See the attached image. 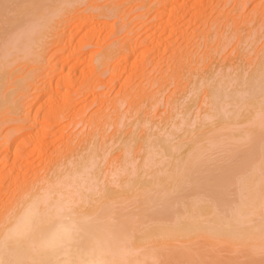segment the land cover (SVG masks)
Listing matches in <instances>:
<instances>
[{
	"label": "rangeland",
	"instance_id": "1",
	"mask_svg": "<svg viewBox=\"0 0 264 264\" xmlns=\"http://www.w3.org/2000/svg\"><path fill=\"white\" fill-rule=\"evenodd\" d=\"M41 1H43V0H39L38 4H41L42 3ZM44 1L45 2H43L42 4H45V5L41 4L42 5L41 8H43L46 5L48 6L49 4H50L49 6H52L51 4H55L54 1L52 3V0H49L48 2H46V0H44ZM60 1H63V3H65V5H66V2H69L70 0H60ZM36 2H37V0H36ZM56 2H58V4H59V0H57ZM17 3L19 4V6H17V7H21L25 4L22 0L20 2H17ZM81 3L82 4L79 3V4L75 5V9L76 10L78 9L76 12L74 10L73 13H75V14H72L69 12V13H66L68 15L67 16L64 13V15L59 17V18H56V19L53 18V19L49 20V22L53 21V24L51 23V25L53 27V30H51L52 34L49 35L50 37L47 38V36H46V38H44L45 41L46 40L47 41L45 42L46 45L44 44L42 47H44V48L46 47V48L44 50L41 48L37 49V53L39 52L38 54L39 55L41 54L40 57L43 56V59L41 58L42 60L36 62L39 64H36V63L35 64L30 63L29 65L25 64L24 66H22V69H21V67H19L21 71L17 72L15 74L16 76H13V78H10L11 80L8 82L9 83L8 86H9V88H11L14 84L11 85L10 82H13L14 80H18V79L22 78L23 75L25 76L27 74L31 78V80L28 81L25 85H23L24 87L21 90H19L13 96V100L16 102V109L18 110V108H19L21 110L20 111L21 113L17 116V118L16 117L14 118L13 114L11 116L10 115L11 113H9V115H8V113L7 114L2 113L0 115V145L3 142V140H5L6 136H11L12 139L22 138L23 141L25 139V140H30V142H31L36 137V134L38 135V133H37L38 127L37 126H34L33 128L31 127V128H29L25 131H22V132H18L15 128L17 125H19V124H17L18 120H20L24 115L28 114L27 116H29L31 113L30 116L31 117L34 116V114L37 110V107L39 106L40 102L42 101L41 100L39 102V100H36V101H34L35 103L33 104V102H32L33 98L31 100V96L34 93V90H32L33 87H38L37 89L41 92L42 90H44L43 86L45 85V87H47L46 91L48 90L47 93L50 92V96L47 97V95H49V94H47L45 91V95H44L45 99L42 98V99L46 100V102H47V105L44 109L45 113L47 112L46 111L47 106H49V105L55 106L58 104V106H60V102H59L60 97H61L60 101L63 102V100H65L66 97L69 96V98L71 100V101L70 100L69 101L72 105V106L71 105L67 106L69 109L67 108L68 109V110L66 109L67 111L66 110L62 111L63 113L61 111H59L60 112V114H58L59 117L56 116V119L51 118L52 120H50V121L47 120L46 122H43L44 124H48V126L49 125L51 126V128L49 129L50 132H48L49 134H47L48 136L46 135L44 137V139H45L44 141L47 143L43 144L44 147H42V150H41L42 154L40 152H39L40 153L39 154L37 151H34L36 153L31 152V154L33 153L32 155H30L31 157L26 156V157H24L25 160L23 159V161H21V164L24 162L22 165L28 164L26 161H29L30 163L28 164L29 167L27 169H24L23 166L20 165V167H22V170H21L22 174L21 175H23L24 177L21 176L23 178H21V177L19 178L17 186H19L23 181H26L28 178H29L28 180H30V179L32 180L33 178L39 179L40 177H42L44 174H46L45 172L48 171V169L51 167V165L53 163H55L58 160L64 159V157L66 155H68V153H69L68 150L72 151V153H73V150H75V152L82 150V153H83V151H85L84 153H86V152H88L90 145L91 146L93 145L92 148L93 147L95 148L94 149L95 154H96V156H98V159L100 158V155L102 154L101 151L103 152V154H102L103 156L106 155L103 158V160H102L103 156L100 159V161H102L103 163L98 160V163L100 162L101 165L104 164L102 166V167H105V168H103V171L105 169H106L105 171H108L107 168L110 167L109 164L111 161H113L111 163L112 168H113V166H115V167H117L119 165L121 166V163L119 164L117 162H114L115 161L114 159H116V161H118L121 158L124 160L125 158H127L129 156L130 158L128 157L126 159L128 161V163L126 165L127 166L126 169L127 168L129 169L130 168L129 164H131V166H132L131 171L132 172L131 171L129 172V170H127L128 173H130V175H131V173H135V172L136 173L138 172V174H139V171H141L143 173V175H142L140 172V174H139L140 176L138 175L139 177L135 176L136 173L134 175L132 174L134 177L131 175L133 180L137 178L138 183L135 185L136 186L138 185L137 187H139V188H137L136 186L134 187V188H137L136 190L133 188L136 191V195H135V191L133 192L134 194L133 193L125 194L126 197H129L130 195H132L128 200H125L126 202L123 201V202L116 203L115 208L118 209L117 211H121L123 209H126V211H128L129 209H131L132 205H136V206H133L134 210L131 209L132 212L136 211V213H139V211L141 212V210L139 208H143L144 210L147 209L146 205L150 207L148 209L154 210V208H156L155 205L159 204V207H161L160 205L162 203H164L165 200L167 201V199H169V197H171V198L174 197V199H171V200L169 199L168 202L169 203L172 202L173 203L172 206H174V208L176 206L178 207V205H179V208L177 209L179 211H181L180 209L183 205L184 206L182 208H184L185 205L187 206V204H189V202H191V200L193 202L196 199L199 200V198H200L201 202H200V200H199V202H198V200H196L194 203L195 205L199 203L198 205H200V207H203L201 203H205V204L208 203L207 206L203 204L205 208H202V209L200 207L198 208L200 210V212L201 213L204 212L205 215L210 214L211 211H213L212 210V209H214L213 203H215V204L227 203V205L229 204L231 207L229 205H228L229 206L228 207V206H225V204H222L225 206L224 208H227V210L230 208L233 209L235 207L234 205L237 204V201H238V198H237L238 192L236 191V190H238V188L233 184L235 182V177L231 176L232 178H234V181L232 178L229 180V178L226 177V179L228 180L227 184H230L229 181H231V183H232V185L231 184L229 185L230 190H229V188L226 189V186H225V188H224V186H223V188H222V186H215V185H213V182H211V184H209L210 180H208L207 177H206L207 178L206 181L207 182L209 181V182L204 184V182H205L204 177L206 175L210 176L211 174H213V175L220 174L219 172L218 173L216 172L217 170L220 171L221 173H223V172H225V170L228 171L229 168L233 169L232 168L233 164L231 161H230V165H229V162L226 163L229 160H233L234 162H236L234 164H238L239 166H241V167H238V165H233V167H235L233 170V176H236V180L238 178H240V176H241L240 174H244V176L250 175L251 178H253V175L255 173V171H253V170L256 167L253 168L252 170H250L251 166L249 167V165L250 164L252 165V162L254 160H256L255 158H257L256 157L257 153L259 155V151L264 153V144H263V138H262V137H264V132H263L264 126L258 125L256 128H254V131H252L250 129V127L253 128L254 125L246 126L247 129H245V130H248V133H250V134H248V136L250 135V137H251L250 138L246 135L247 139L250 138L249 140H252L253 143H256V141L258 142V140H259V142L257 144H260L258 146V148L256 146L257 144H254L257 148V152H256V148H255L256 153L255 152H254V154L251 153L252 156L249 153L252 152L253 149L251 151H248L251 149V148H248L249 147L248 145H250V143L249 142L247 143L248 140L246 141L244 139L245 137L240 138V139H244L243 141L242 140H239V141H240V143H241V141L242 142L246 141V143H247L246 146L244 145L245 143H243V144L241 143V145H243V146L238 145L239 144L237 141L238 139L232 141V138H233L232 135L235 134L234 132H236V129L234 127L224 129L225 131L230 130L231 133H233V134L229 133V135L232 136L231 141L233 143L229 142V140H227V139L223 140L224 144H226L225 145L226 147L224 146L225 149H224V147H222L223 149L221 148V146L223 144L219 145V143H218L219 141L217 142V140H214L213 143H210L212 145V148H210L211 145L208 143V139H209L208 135H209V130L213 129L215 126L221 125L223 123H224V125H226V123H228V121H230V120L231 121L229 123H232V122L237 123L238 121H241L242 119L246 120L247 118H249V116H248V115H250L249 111L252 110L250 108H254L253 106H258L257 100L260 101L259 98L264 96V94L262 95V93H261V92L264 93V83H262V80L264 79L263 78L264 73L262 74V72H264V69H261V70L259 69V67H262L261 65L264 64V63L262 64V62H264L263 59H261L262 62H259L260 58H264V55L262 56V54L264 53V0H84V2H81ZM11 4H13V6ZM58 4L54 5L52 8L48 6L47 8L45 7L43 9L45 11H46V9L52 11L53 9H57L60 6V4L59 5ZM9 5H10V7L11 6L14 7L15 4L10 3ZM61 7H62V4H61ZM59 8H58V10H59ZM43 9L41 10L42 14L45 13V11L43 12ZM60 9L63 10V8H60ZM85 10H87V11H85ZM9 12H14V11L8 10L7 17L10 18ZM159 12H161L162 14H160ZM15 13H17V15H18L19 14L18 10H16ZM15 13L13 14V16H17V15H15ZM46 13H47V11H46ZM66 16H67V18H65ZM70 16H72L71 18H74V19L79 18L84 25H82L81 28H78L76 26V24L74 23V22H78V20L73 21V20H71ZM18 17H20V15H18ZM80 20H79V22H80ZM72 21H73V23H72ZM62 22H63V25L61 26ZM65 23H66V25H65ZM55 27H56V29H54ZM62 29H63V32H62ZM60 31L62 32L61 34H59ZM64 32H66V33H64ZM89 33L94 34L96 36V37H94V39L92 41H91V39L88 41L86 38L87 37L86 35ZM62 34H65L64 35L65 37L60 36ZM73 34H75V35H73ZM83 35H85L86 37H84ZM69 36H72V37H69ZM58 39H59V41H57ZM54 41L57 43H55ZM0 42H1V40H0ZM50 42H52V43H50ZM71 51H72V53H71ZM110 53H113V56H115L114 58H111L109 60L111 63L110 62L107 63L105 65L107 67H105L104 64L99 65L101 63H100V60L98 61V59H101V60L103 59L102 61L104 62V58L106 57L105 55H108ZM68 56H70V57H68ZM62 59H68V61H70L68 63L69 65L67 64V66L63 67V69H61V68L60 69H58V68L54 69L55 66L57 65V62H59ZM76 59L78 60L77 61L78 63L74 62V60H76ZM72 61L74 62V64H72L73 63ZM257 61H258L260 66L257 64ZM73 65H76L75 68L72 67ZM69 66L72 67V69H73L72 71H70L71 72L70 77L73 79V80L72 79H70V80L72 82L70 81L69 83H66V84L57 83V80H58L57 77L58 78H59V76L65 77L69 73V72H67L70 68ZM19 68H18V70H19ZM262 68H264V67H262ZM252 69L253 70L255 69V72L259 69L258 70L259 72H257L259 74L258 75H257V73L252 74L251 73ZM247 76L250 78V80H248V79H247L248 81L246 80L247 82L253 81V83L251 82L253 85L250 84L251 85L250 87L253 86L255 88L259 85V87L261 89L255 88L256 91L258 90V92H256L255 89L253 88L254 91H253V93H251L252 90H250V89H252V88L249 87V83L244 82V78L246 79ZM250 76H252V77H250ZM259 76H261L262 80L259 78ZM44 77H45V79H44ZM237 77H238V80L235 79L236 82H234L233 79L237 78ZM240 77L241 78L244 77V78L242 80H240ZM251 78H254L255 81L252 80ZM258 78L261 82L258 81V83H257ZM205 79L208 81H205ZM209 79H212L213 82L215 81L214 84ZM49 80L52 81L51 84H49L50 83ZM202 80H203V82H205L204 83L205 85H203V82H201ZM222 80H224V81H222ZM230 80H232V81H230ZM228 81H230V83ZM206 82L207 83L209 82V83L206 84ZM223 82H224V84H223ZM233 82H234L235 86L229 87V85L231 83H232L231 85H233ZM242 82H244L245 85L248 84V86L246 85L247 91H248V87L250 88L248 94L246 91V93H245L246 95L244 94L243 96H245L246 100L248 99L247 102H250L251 104L252 103L255 104V105L252 104L253 106H251V107L249 104L248 105L246 104L247 102L244 101L245 99H242V97H239V98L237 97L238 99H236L235 95L238 93L236 90H234L236 87H237V89L238 88L240 90L242 89V91L246 90L245 87H244L245 89L241 88L242 84H244ZM239 83L241 84L240 87L238 86ZM255 83H257V84H255ZM48 84L51 88L48 86ZM196 85L197 86L199 85L201 87L197 88ZM225 85H226V87H224ZM213 86L215 88L216 87H218V88L215 89ZM194 87L196 88V89H194L195 91L192 90V88H194ZM202 87H204V88H202ZM226 88L228 91H226ZM229 88L230 89L233 88V90L231 91ZM199 89H202V91L207 89L206 93L205 92L204 93H205V95L207 94L206 97L208 96L206 98V102H208V104L210 106L209 105H203V103L201 105V102L202 101L204 102L205 97H204L203 93L201 91H199ZM188 90H190V91L188 92ZM191 90L193 91V94L196 91H198V92H196L197 94L195 93L193 95L191 93L192 92ZM222 90H223V92H222ZM212 91H217L219 93L222 92L223 94L226 93V96L229 93L228 95L231 98L229 96H227V98L226 97L225 98L222 97V98L227 100L229 97L230 99H228V101H230V100H233V97L235 96L234 99L239 101L241 98V100H243L245 102V104H244V102H242L244 104V106H241L242 108H239V109H241L240 112L237 111L239 114L236 113V114H233V116H232V114H230V116L227 115L228 118H230V119H227L226 118L227 116L226 117L224 116V118H222L223 113L222 112L220 113V109L222 108L221 105L223 106L224 102H225L224 105H226V101H224L223 103H222V100L219 101L218 99H222L221 96H219V98H217V97L213 98V96L211 95V94H213ZM259 91H261V92H259ZM186 92H188V94H187L188 96H184V95H186ZM199 92H201L200 94L203 97L200 96ZM209 92H211V93H209ZM231 92H233L232 94H234V96L230 94ZM183 93H184V95H183ZM249 93L253 94V96ZM65 94H67V95L65 96ZM191 94L193 96L196 95L195 99L192 97ZM198 94L202 99H200V97H198ZM223 94H219V95L223 96ZM63 95H64V99H63ZM181 95H182V97L183 96L186 97V98L183 97L184 98L183 101L181 100L182 99V97H180ZM239 96H241V94H239ZM249 96H252L253 98H250ZM177 97H178V99H177ZM47 98H49V99H47ZM72 98H73V100H72ZM179 98H180V100H179ZM197 98L199 100H201L200 103L198 101H196ZM209 98H210V101H209ZM173 99H174V101H173ZM193 99L197 103H195L193 101ZM215 99L217 102L219 101L222 104L221 105L219 103L215 104V101H214ZM178 100H179V102L180 101L181 102L179 103ZM175 101H177V104L176 103L174 104ZM171 102H173V103L171 104ZM210 102H211V104H210ZM235 102L236 101L234 100L233 104H235ZM213 103H214V105H213ZM242 103L236 102V104L234 106H236L238 104V107H240V105H242ZM32 104H33V106H32ZM170 104H171V106H170ZM205 104H207V103H205ZM262 104H264V101L260 103V105H262ZM192 105L194 106V108L191 109ZM211 105L216 107L217 112L219 111V114L215 110H211L212 112L210 110H208L209 107L214 109V107H212ZM217 105H218V107L219 106L221 107V108H219V110H218ZM246 105H247L248 110H245V108H244ZM204 106H205V109H203V111H202V108H204ZM207 106H208V108H207ZM234 106H230V107H234ZM238 107H234V109L236 108L235 110L233 109L234 113ZM243 108H244V110H243ZM199 109H200V112H198ZM44 110H43V112H44ZM186 110H187V112H186ZM189 110L192 113H190ZM207 110H208V112H206ZM242 110L245 112L244 115L246 116V119H244L245 117H242V116H244L243 115L244 112ZM209 111H210V113H209ZM246 111H248V112L246 113ZM188 112L190 114H189V116H186V114ZM196 112L199 113V116H198V113H196ZM202 112H206V114L209 113L210 115L212 114V116H214L215 115L214 113H216L217 114L216 117H218V116L219 117L213 118V119L210 118L211 120L207 119L208 121L207 120L205 121V118H206V116H205L202 118L204 120H201L200 114ZM240 114H241V117L239 118ZM220 115L222 116L221 120H223V122L221 121V123L219 124V123H217L216 120H218V122H220L219 121ZM234 115L235 116L238 115L237 116L238 118L235 117ZM182 116L183 117L186 116L185 117V120L187 121L186 124H185L186 121L183 120ZM192 117L195 118V119H193L194 121L191 120ZM164 118L168 119V121L166 120V122L171 124L172 129H170L168 123L166 124V122H165L166 125L164 126V128H161L162 125L164 124V121H162V120H164ZM233 118H235V119L237 118V120H235ZM179 119H181V123L179 122L180 121ZM232 119H233V121H232ZM158 120L162 121V123L159 122V124H158L157 123ZM182 120L184 122H182ZM224 120L226 122H224ZM195 121L198 122V125L195 124ZM200 121H201V123L205 122V124H203L204 126L201 123H199ZM212 121H214V122L216 121L215 123H217L218 125L217 124L212 125V123H214ZM177 122H179V125H181L180 127H182L184 124L186 125V126L184 125L185 127L183 126L181 128L183 131L180 130L181 132H179L180 128L176 127ZM209 122L211 125L209 124ZM191 123L193 126H195V128H193V129L199 128L198 126H201V128L203 126V128L202 129L199 128V129L194 131L193 129H191V127H193L191 125ZM136 124H138V125H136ZM139 124H142V127H140ZM150 124H152V125H150ZM153 124H154V126H153ZM156 124H158V126L160 125V128H161L159 130V127H157L158 131L156 130ZM206 124H209V125H207V127H209V126L210 127L205 128ZM145 125L148 127L151 126L149 128L150 131ZM179 125H178V127H179ZM136 126H138V128H136ZM152 126L155 128V129L154 128L153 129H154V131L156 130L157 133L152 132V130H151ZM173 126L175 128H177V130H178L177 131L178 133L175 131H172V133H173L172 135H174L176 133L175 134L176 136L174 135L173 137L177 138V136H178V139L180 141L178 139L177 140L179 142L185 141V143H186V144L184 143L183 145H181V147L179 146L180 143L179 144L176 143L177 141L175 142L176 144H173L175 139L174 138L171 139V137H169L171 135H169V136L167 135L170 139L166 136H163V134H164L163 130L164 129H166V131H167V129L174 130ZM258 127H260L261 129H259ZM186 128H189V129H186ZM239 128L241 129L242 126ZM146 129H148V130H146ZM200 129L203 131H201ZM243 129L241 130L242 132L240 134L238 133V135L240 137L243 136V131L245 132V130H243ZM256 130H258L259 132L258 131H257L258 133L255 132ZM133 131H135L136 133H134ZM207 131H208V133H207ZM132 132L136 135H134ZM150 132H151V134H150ZM159 132H160V134L163 132L162 135H158ZM169 132H171V131H169ZM182 132H184V133H182ZM193 132H194V135L192 136ZM254 132L256 133V135L253 134ZM206 133H207V135H206ZM147 134L148 135L150 134V135L148 136ZM166 134H169V133L167 132L164 135H166ZM182 134H184L185 137H183L184 135L182 136ZM145 135H147V136H145ZM151 135H153L154 138H156L155 142L160 140L161 144L163 143L162 141L165 142L167 140V138H168V141H166L167 143L168 142L170 143L174 139L173 143H171V144H173L172 146L175 147L176 149L172 148V150H171V147H170L171 145L165 146V145H167L166 142L163 143V144H165L164 145L165 147L163 145L160 146L158 144H155V142H154V144L157 145V147H155L154 144L151 143V141H153V139L151 138L153 136H151ZM189 135H191V136H189ZM251 135H254V136H251ZM158 136L159 137L161 136V137L159 138ZM256 136L257 137L259 136L258 139H253V137L255 138ZM147 137L149 138L148 140H147ZM211 137H213V136H211ZM123 138H125V139L123 140ZM144 138H146L144 142H146V141L148 142V145H147V143L144 144L145 146L147 145L146 148H144L143 141H142V140H144ZM161 138L165 139V140H162ZM191 138L194 139L193 142H186V140H190ZM200 138H201V140H200ZM150 139H152V140H150ZM120 140H122V142H124V141L126 142V140H127L128 145H127V143H126V145L128 146V148H129V146H134V147H131L132 149L128 150V149H126L127 146L125 147V145H124L125 142L123 145L122 144L120 145L121 147H123L124 153H125V151H128V152H126L127 153L126 155H128V153H130L128 156H126L121 151L122 149L120 146L118 148V144L122 143ZM128 140L131 143V145H129ZM111 141L115 142L116 144L111 145V143H112ZM140 141H141V143H140ZM149 141H150V143H149ZM197 141H198V143H197L198 146L195 145ZM225 141H227V143ZM11 142L13 143V142H15V140H12ZM30 142L28 143L29 147L31 146ZM93 143H95V144H93ZM136 143H137V145H136ZM138 143L141 145H139ZM169 143H168V145H169ZM188 143H190V144H188ZM203 143H205V144H203ZM107 144H110V147ZM149 144H152V146ZM191 144H192V146H191ZM202 144L205 145L203 147V150H202V146H203ZM233 144L237 145L236 147H238L239 149L235 148L233 146ZM104 145H107L109 148L107 146H104ZM254 145H253V147L252 146H250V147L254 148ZM115 146H117V147L115 148ZM141 146H143V149H140ZM227 146L229 147V149L227 148ZM0 147L2 148L1 151L5 148V146H0ZM124 147H125V149H124ZM166 147H168V148L170 147L169 153H167L168 151L165 150ZM191 147L196 152H198V150L202 152V153L199 152L202 154V156L200 154L199 157H200V159H201V157H202V159L203 158L204 159H203V161L200 162V164H202V166H205V169H204V167H201V166L199 167L200 164H197L196 167L193 168V170H195V171L198 170L197 172L202 170L201 172L203 175V177H202L203 180L199 176L201 180H198V182L200 181V183L196 182L197 179L199 178L198 177L199 173H198L197 177H194V175H196L197 172H195L196 174H193L194 172H192L193 171L192 170L189 173L190 174L192 173V177L195 180H191L190 178H187L185 180L187 181L188 179H190L189 184L185 180H184L185 184L179 183V185L185 187V190H184V188L181 189L182 188L181 186L179 188H178V186L177 187L172 186V188L173 187L174 188L170 189L171 184L173 185V181L170 182L169 179H167V178H169V171H171L172 173H174L173 171H176V169H174V164L178 161L177 158L183 157L184 153L187 152V148L191 149ZM195 147H197V149ZM241 147L242 148L244 147L243 150H241ZM85 148H86V150H85ZM156 148H159L162 150L163 154L161 153L160 150H159V152L163 155V157H160L161 159H158L159 161L158 160L156 161V159H157L156 157L159 158L160 154L158 156H157V154L156 155L154 154V156H156V157H154V156L150 157L149 156V158H153L156 163L153 160L149 159L150 161L154 162V165L151 167V165H149V164H151V162H149V161H148V163L147 162L143 163L144 167H145V165L147 167V168H145V170H146L145 173H144V171H142L144 169L142 166H141L142 168H140V169L138 168L139 171H134V167L140 166L139 165V163H141L140 159L142 158L141 161L143 160V162H145L146 159L148 160V154L150 155V153H149L150 149L152 151H154ZM168 148H166V149H168ZM260 148H262V149L259 150ZM96 149L100 153H98L96 151ZM107 149H109V150H107ZM227 149L229 152L227 151ZM245 149H247V150H245ZM119 150L121 153L119 152ZM140 150H143V154L145 153L147 155V157L145 154H144L145 156L140 155L142 153V151L140 152ZM145 150H146V152H144ZM231 150H234L235 154L232 153L233 151L231 152ZM90 151L93 154L94 151L89 149V152ZM165 151H167L166 152L167 154L165 153ZM238 151H239V153H238ZM243 151H247L248 153L245 154V152H243ZM89 152H88V154H89ZM155 152H157V150ZM170 152H172V154ZM104 153H105V155H104ZM206 153H208V154H206ZM88 154H82V156L81 157L79 156V158L82 159L85 157V155H88ZM180 154H182V155H180ZM230 154L231 155L234 154L233 155L234 158H235L236 154H237L236 158H239L238 155H240V158H241V154H242L243 159L241 158V160H240V158H239V161H237L236 159H231ZM248 154L250 155V159H248L249 158V156H247ZM254 155H255V158L253 157ZM174 156H176V157H174ZM143 157H144V159H143ZM173 157H174V159H173ZM229 157H230V159H229ZM245 157H246L247 161L251 160V158L253 157V159L251 160V163L247 162V164H248L246 167L247 169L244 168V166H246V164L242 165V163H241L242 160H245L244 159ZM106 158H107V160L105 162ZM208 158H210V159H208ZM128 159L129 160L131 159L130 160L131 163H129L130 161ZM207 159L210 160L209 162L211 163V165L213 163L212 161H214V163L216 162V164L213 163V165L215 166V169H217V170L213 169L214 166H212L213 170L210 169L211 165H210V163L208 165ZM166 160L168 161L169 164L167 163ZM3 161L1 159V163L6 162V161H4V162ZM133 161H134V163H133ZM8 162L9 163H7V166L9 167L11 163H10V161H8ZM120 162H121V160H120ZM153 162H152V164H153ZM239 162H240V164H239ZM254 162H256V161H254ZM68 163L70 164V162H68ZM105 163L107 164V166ZM113 163L114 164L116 163V164L114 165ZM4 164H6V163H4ZM112 164H113V166H112ZM124 164H126V163H123V166H125ZM217 164H221L222 166L217 165ZM226 164L229 166L227 167ZM255 164H257V163H253L252 166L253 167L256 166ZM218 166H220V168ZM236 166L238 168H241V169L237 168V171H240V173H238L240 176L235 173V172H237L235 170ZM24 167L26 168V165ZM102 167H101V169H102ZM148 167L152 168V170H150L151 168H149V171H151L150 173H148L149 172ZM248 167H249V169H248ZM197 168H199L200 170ZM223 168H225V169H223ZM243 169L250 171L249 172L250 174H248V171L246 172V170L244 172ZM101 171H100V173L102 174L103 172H101ZM157 171H158V173H157ZM206 171L209 172V174L210 173L211 174L210 175L206 174L205 173ZM160 173H162V174L160 175ZM123 174L124 173L122 172L120 177L123 176ZM144 174H146V175H144ZM204 174H205V176H204ZM130 175H128V174L126 175V173H125V175L122 177L123 180H124V178H128ZM141 175L147 176V178H150V179L146 180L145 177H144L145 179L143 177L141 179H139L141 177ZM165 175L168 177H165ZM103 176L105 177L106 175L103 173ZM131 176L129 177L130 180L132 179ZM149 176H151V177H149ZM156 176L158 178L162 177L158 180L159 181L158 183L155 181L157 178ZM250 176H247L246 179H249ZM163 178H164V182L168 181V183L170 185L169 188H167L168 183H167V185L165 183L166 189H163V188H165V187H163L164 186L163 184H162L163 186H161V184H159L160 182L163 183ZM22 179H23V181H22ZM142 179L144 180V182L145 181H147V182L144 183ZM151 180H152V183H154V184H151ZM125 181H127V179H125ZM132 182L136 183L135 180L134 181L131 180L130 183H132ZM141 182H143V183H141ZM139 183H140V185H139ZM142 184H143V186H142ZM189 185L195 186V188L196 189L198 188V189L196 190L194 187L191 188ZM208 185H210V188L212 186H214L215 188L218 187L220 189L217 191H213L209 187L207 188ZM5 186H6V188H8L7 192H6L7 194H5V196H7V197L13 196V198H15L16 197V195H14L15 187H13L12 185L9 186L8 183H5L4 187ZM140 186H141V188H140ZM149 186H152V187H149ZM143 187H145V188L143 189ZM202 187L205 188L204 190H206V192H208L209 195L211 194L213 196V195H215V193H217L218 196L215 195V197H212V196L210 197L208 195L209 196V197L207 196L208 198L207 197L204 198L203 194H208V193H206L203 189H201ZM232 187H234V188H232ZM190 188L195 189V190H191L192 191L191 192L189 190ZM138 189L141 191H139ZM145 189H146V191H145V193H143ZM186 189L188 190V193H191L190 195L186 194ZM167 190L170 192V194L167 192ZM202 190H203V192H202ZM221 190L223 192H224V190L225 191L227 190L229 193H223ZM157 191H159V193ZM137 192H138V194H137ZM163 192H164V195L161 194ZM232 192L235 194H233ZM178 193H180V194H178ZM196 193H198L199 195L198 194L196 195ZM212 193H214V194H212ZM146 194H148V195H146ZM154 194H155V196H154ZM156 194L157 195L161 194V195L157 196ZM192 194H194V195H192ZM200 194H202V196ZM177 195L179 197H181V195H183V197H181L179 199V197ZM221 195H223V196H221ZM142 196H144V197L146 196V198H144V197L142 198ZM175 196H177L176 198H178V200L175 198ZM224 196H225V198H224ZM132 197L134 198L133 200H131ZM156 197L157 198L160 197V198H158L160 200L157 199V201H156L157 203H155L154 199L153 200L151 199V198L156 199ZM164 197H165V200H164ZM193 197H194V199H193ZM220 197H221V199H219ZM161 198H163V199H161ZM209 198H212L211 200H213L215 202H211ZM223 198L225 199V201H221ZM150 199L152 201H150ZM4 200H5L4 197L2 199H0V204L3 201L2 203L6 207V205H5L6 201H4ZM139 200H141L142 203L144 202L145 204L143 206H140V204L142 205V203H140L141 201H139ZM143 200H147L150 203L148 202L149 203L148 204L147 202H145ZM172 200H174L175 203L183 201V200L184 201L180 204H176V206H175V204ZM218 200L220 202H218ZM119 203H120V205H119ZM137 203L139 204L138 206H137ZM153 203H155V205H153ZM211 203H212V206H211ZM230 203H232V204H230ZM165 204L168 205V203H165ZM151 205H152V207H151ZM180 205H181V207H180ZM198 205H196V207H198ZM125 206H127V207H125ZM162 206H163V204H162ZM169 206H167V207H169ZM172 206L169 208L170 210H171ZM188 207H190V204L188 205ZM0 209H1V206H0ZM119 209H121V210H119ZM177 210L175 209L174 216L177 214V212H178ZM182 210H184V209H182ZM148 211L151 212V210H148ZM145 213L147 214V212H145ZM181 213H182V211L179 212L177 215H179ZM172 214L173 213H171V215ZM146 217H148V219ZM150 217L152 218L151 219L152 221L155 218H158V217L159 218L161 217V218L155 219L152 222L150 220ZM173 217H171V218H173ZM136 218H137V220H136ZM139 218L140 217L138 215L135 216L136 224L137 223L141 224L142 222L144 224L139 225L138 227H140V229H136L133 232V234L131 236L132 242L130 244H128V246H130V245L135 246L137 244H138L137 246H139L141 244L144 245V243L142 242L144 237L146 238L148 236V234L151 233L152 230L154 231V233L156 231L159 232L160 229H157V228H161V226L165 225V223H163V222H165L167 220H171L169 218L168 219L166 218V220L162 221L163 218H165V217H162L160 215L154 216V218L152 217V215L151 216L145 215L143 217V219L140 218L142 221H140ZM181 219L184 220L183 218H181ZM145 221H146V223H145ZM158 222H161L159 224V226L156 225V224H158ZM173 222L176 223L178 221L177 220L175 221V219H174ZM167 223L168 222H166V224ZM161 224H163V225H161ZM169 224H171V223H169ZM143 226L145 227V229H142V228H144ZM151 226H153V227H151ZM155 229H157V230H155ZM145 234H147V236ZM152 234H153V232L151 234H149V236ZM148 243H150V242H147L148 247L146 246V243H145L146 248H150L149 246H151L153 244L152 243L151 245L150 244L148 245ZM188 245L191 247V244H188ZM224 251H226V250H224V249L221 250V252H219L221 255L220 254L219 255L223 257V256H227L229 254L230 255L232 254V253H229L228 251H226V252H224ZM241 259L245 260L244 258H241Z\"/></svg>",
	"mask_w": 264,
	"mask_h": 264
},
{
	"label": "bare ground",
	"instance_id": "2",
	"mask_svg": "<svg viewBox=\"0 0 264 264\" xmlns=\"http://www.w3.org/2000/svg\"><path fill=\"white\" fill-rule=\"evenodd\" d=\"M16 1L17 0H15V1L14 0H0V40H1V42H0V115L2 113H6V114L8 113V115H9V113H11L10 115L12 116V114H13L14 118L15 117L17 118V116L21 113L20 112L21 110L19 108H18V110L16 109V102L13 100V96L19 90H21L24 87L23 85H25L28 81H30L31 78L27 74L25 76L23 75L24 77L22 76V78H20L18 80H14L13 82H10L11 85L14 84L15 86L13 85L11 88H9L8 82L11 80L10 78H13V76H16L15 74L17 72L21 71L19 67H21V69H22V66H24L25 64H28V65L30 63L35 64L36 62L43 59V56L40 57L41 54L39 55L38 54L39 52L37 53V49L41 48L44 50L46 47L44 48L42 46L47 41V40L45 41L44 38H46V36L48 38V37H50L49 35L52 34L51 30H53V27H52L51 23L53 24V21L49 22V20H51L53 18H55V19L59 18V17L63 16L64 13L66 14V13L70 12L72 14H75V13H73L74 10H75V12L78 10V9L77 10L75 9V5L79 4V3L82 4L81 2H84V0H70L69 2H66V5H65V3H63V1L59 0V4H60L59 7L63 8V10H61L59 7H58L59 10H58V8L53 9L52 11L46 9V11H47V13H46V11L43 8H45V7L47 8L50 4L48 6L46 5L43 8H41L42 5H45V4H42L43 2H45L44 0L41 1L42 5L38 4L39 0H37V2H36V0L35 1L34 0H22L25 4L21 7H17V6H19V4L17 2H20L21 0H18L17 2ZM48 1L49 0H46V2H48ZM53 1L55 4H51L52 6H49L51 8L54 5L58 4V2H56L57 0H52V3H53ZM10 3H14L15 4L14 7H12L13 4H11L12 6L10 7V5H9ZM61 4H62V7H61ZM42 9H43V12L45 11V13H43V14L41 12ZM8 10L14 11V12H9L10 14L8 13L10 15V18L7 17ZM16 10H18V13H19L18 15H20V17H18L17 13H15ZM85 11H87V10H85ZM14 13L17 16H13ZM159 13L162 14L161 12H159ZM67 16L65 18H67ZM72 16H70V18ZM71 20H73V21L78 20V22H74L78 28H81L82 25H84L79 18L78 19L71 18ZM79 20H80V22H79ZM73 21H72V23H73ZM62 25H63V22H62L61 26ZM65 25H66V23H65ZM54 29H56V27ZM62 32H63V29H62ZM62 32L60 31L59 34H61ZM64 33H66V32H64ZM64 35L65 34H62L60 36H64ZM73 35H75V34H73ZM83 36L84 37L87 36L86 38L88 41L90 39L92 41L94 39V37H96L94 34H90V33L87 34L86 36L85 35H83ZM69 37H72V36H69ZM59 39L57 41H59ZM50 43H52V42H50ZM55 43H57V42H55ZM71 53H72V51H71ZM263 55H264V53L262 54V56ZM105 56L106 57L104 58V62L102 61L103 59L102 60L98 59V61L100 60V63H101L99 65L104 64V66H105L107 63L110 62L109 60L111 58L115 57V56H113V53H110V54L105 55ZM68 57H70V56H68ZM68 59H62L59 62H57V65L55 66L54 69H56V68L63 69V67L67 66V64L70 62V61H68ZM77 59L74 60V62H77L78 61ZM261 59L264 60V58H260L259 62H262ZM74 62L72 64H74ZM263 63L264 62H262V64ZM36 64H39V63H36ZM257 64L259 65L258 61H257ZM75 66L76 65H73L72 67L75 68ZM261 66L264 67V64ZM72 67L69 68V70L67 71L69 73L65 77H60V76H59V78L57 77V79H58L57 83L66 84V83H69L71 81L70 79H72V78L70 77V75H71L70 71L73 70ZM105 67H107V66H105ZM262 67H259V69L260 70L264 69ZM18 68H19V70H18ZM255 69L254 70L252 69V71H251L252 74L259 72L258 71L259 69L256 72H255ZM263 73L264 72H262V74ZM258 74L259 73H257V75ZM247 77H246V79L243 77L244 82L249 83V87H250L251 86L250 84H252L253 81H251L252 83L250 81L247 82L248 80H250V78L249 77L247 78ZM250 77H252V76H250ZM243 78L240 77V80H242ZM259 78L262 80L261 76H259ZM259 78L257 80V83H258V81H260ZM44 79H45V77H44ZM212 79H209V80L211 82H213L214 79L213 80ZM235 79L238 80V77L233 79L234 82H236ZM251 79L255 81L254 78H251ZM263 80H262V83H264ZM205 81H208V80L205 79ZM222 81H224V80H222ZM230 81H232V80H230ZM230 81H228V82L230 83ZM51 82L52 81H50L49 84H51ZM201 82H203V80ZM214 82H213V84H214ZM234 82H233V85H231L232 84L231 83L229 85V87L235 86ZM244 82H242V83H244ZM204 83L205 82H203V85H205ZM208 83L206 82V84H208ZM257 83H255V84H257ZM49 84H48V86H49ZM223 84H224V82H223ZM239 84H238V86L240 87L241 84L240 85ZM244 85H245V83L242 84L243 87L241 86V88L245 89L248 86V84H246L247 86L246 85L244 86ZM198 86H197V88L201 87V86H199V87ZM43 87H44V90H42L41 92L37 89L38 87H33V89H32V90H34V93L32 94L33 97L31 96V100L33 98V100H32L33 104L35 103L34 101H36V100H39V102L42 100L40 102L39 106L37 107V110H36L34 116L31 117L30 116L31 113L29 116H27L28 114L24 115L20 120H18L17 124H19V125H17L15 127L18 132H22V131H25L31 127L33 128L34 126H37L38 127L37 133L39 136L36 134V137L31 142H30V140H25V139L23 141L22 138H16L15 137L16 139H12L11 136H6L5 140H3V142L0 145V146H5V148L2 151H1L2 148L0 147V151H1L0 152V157H1L0 158V199H2L4 197L5 198L4 201H6V204H5L6 207L2 203L3 201L0 204V206H1V209H0L1 210L0 211V264H264V153L261 151H259V155L257 153V156H256L257 158H255L256 154L253 156L256 159V160H254L256 162L253 161L252 165H253V163H257V164H255L256 166L253 167L251 164L249 165V167L251 166L250 170H252L255 167L257 168V169L255 168L256 170L255 169L253 170V171H255L253 178H251L250 175L244 176V174H240L241 175L240 176L238 174V173H240V171H237V168L241 167V166H239L238 164H234L236 162H234L233 160H229L226 163L229 162V165H230V161H231L233 165H238V167L236 166V169H235L237 172L234 171L236 174H238L240 176V178H238L237 180H236V176H233V170L235 168V167H233V165H232L233 169L229 168L228 171L225 170V172L221 173L220 171L215 169V166L213 165L214 161H212L213 163L211 165V163L209 162L210 160H208L210 158L207 159L208 165H209V163L211 165L210 169L211 170H213V169L217 170L216 172L217 173L219 172L220 174L213 175L210 173L211 174L210 175L209 172L206 171L205 173L209 174L210 176H207V175L205 176V174H204V176H205L204 177V179H205L204 184L209 182V181L208 182L206 181L208 178V180H210L209 184H211V182H213V185H215V186H222V188H223V186H224V188L226 186V189H228L229 185L230 184L232 185V183H231V181H229L230 184H227L228 180L226 179V177L229 178V180L232 177H235V182L233 184L238 188V190H236L238 192V196H237L238 201H237V204H235V205L233 204L235 206L233 209L232 208L228 209L229 211L227 210V208H224L225 206H228L229 204L227 205V203H222V204H225V206H224L220 203H217V204L213 203V208H214V209H212L213 211H211L210 214H206V215L204 214V212L201 213L200 210L198 209L200 207V205H198L199 203L196 204V205H198V207H196V205L194 204L195 201L198 199H196L193 202L191 200L192 203L189 202L190 207H188L189 204H187V206L185 205L184 208H182L184 205L182 207L180 205V207H181L180 210L182 211V213L177 215L181 211L177 210L179 208V205L177 207L176 204H180L184 200L180 201V202H176V203L174 200H172L174 202L175 206L177 207V208L176 207L174 208V206H172L173 203L168 202L169 199L170 200L174 199V197H172V198L169 197V199L166 198L167 201L165 200V197H164L165 202L162 203L163 206H162V204L160 205L161 207H159V204L155 205V203H157L156 202L157 199L160 197H158V198L156 197V199L151 198L152 200L154 199V201H155V203H153V205L156 206V208H154V210L148 209L150 207L146 205L147 209L144 210L143 208L138 207L141 210V212L139 211V213H136V211H134L135 212L134 213L131 211V209L134 210L133 206H136V205H132L131 209H129L128 211H126V209H123V210L119 209L122 212L117 211L118 209L115 208L116 203L128 200L132 195H130L129 197H126L125 194L133 193L137 188H139V187H137L138 185L137 186L135 185L138 183L136 177L140 176L139 174L141 171H139V169L143 167L144 169L143 170L141 169V170L144 171V173H145L146 172L145 168H147L146 165L144 167L143 163H146V162L148 163V161H149V162H151V164H149V165H151V167H152L154 165L155 160L153 158H149V156L153 157L154 154L155 155L157 154V156L160 154L159 158L154 156L157 158V159L155 158L156 161L158 159H161L160 157H163V155H162L163 153H162L161 149L156 148L154 151H152L150 149V151H149L150 155L148 154V160L146 159V161L143 162V160L141 161V159H142L141 158L140 159L141 163H139L140 166L134 167V171H139V174H138V172L137 173L135 172L136 174L131 173V175L135 174L136 179H134V180L136 181V183L135 182L130 183L131 180L134 181L132 178L133 175L131 176L130 173H128V171H127V170H129V172L131 171V168H132L131 164H129L130 168L126 169V167H127L126 165L128 163V161L126 159L129 157L128 155L130 153H128V155H126L127 154L126 152H128V151H125V153H124L123 147L120 146L121 144L123 145L125 142V141L122 142V140H120L122 143L118 144V148L120 146L122 149L121 151L128 157L125 158L124 160L122 158L119 159L118 160L119 162L116 161V159H114L115 160L114 162H117L119 164L121 163V166L119 165V166L115 167V166H113V164H114L113 163L112 164L113 168H112L111 163L113 161H111L109 164L110 167L107 168L108 171H105L106 169L103 171V168H105V167H102V166L104 164H102V165L100 164V162H102V161H100V159L103 156L102 155L103 152L101 151L102 154L101 155L99 154L100 158L98 159V156H96V154H95V150H94L95 148L94 147L92 148L93 145L92 146L90 145L89 149L94 151L93 154L91 153V151L89 152V149H88V152H89V154L91 153L90 155L88 154V152L84 153L85 151H83V153H82V150H80L78 152H75V150H73V153H72V151L68 150V152H69L68 155H66L64 157V159L58 160L55 163H53L51 165V167L48 169V171L45 172L46 174H44L42 177H40L39 179L33 178L32 180L31 179L28 180L29 179L28 178L27 179L28 181L26 179H25L26 181H23V179H22L23 182L19 186H17L19 178L21 176H23V175H21L22 174V172H21L22 167H20V165H22L24 162L21 164V161H23L24 157L30 156L33 153H36L34 151L41 153L42 147H44L43 144L47 143L44 141L45 140L44 137L47 134H49L48 132H50L49 129L51 128V126L50 125L48 126V124H44L43 122H46L47 120L50 121V120H52L51 118L56 119V116H58V114H60L59 111H61V112L65 111L68 108L67 106L71 105V103H70L71 100H70L69 96L66 97V99L63 100V102L60 101L61 100V97H60V100H59L60 106H58L57 103H56L57 105H55V106L49 105L50 107L47 106V110H46L47 112L45 113L44 109L47 105V102H46V100H44L45 99L44 95H45V91H46L47 87H45V85ZM224 87H226V85ZM249 87H248V91H247V88H246V90L242 91V89L240 90L239 88L237 89V87H236L234 89L238 92L235 95L236 99H238L239 97H242V99H245L244 101L247 102L248 99L246 100L245 96H243V95L246 93V91L248 94L250 88H252V89H250V90H252L251 93H253V91H254L253 86L250 88ZM202 88H204V87H202ZM217 88L218 87H216L215 89H217ZM227 88H226V91H228ZM255 88L261 89L259 87V85ZM194 89H196V88L195 87L192 88V90H194ZM206 90L207 89L202 91V89H199V91H201L205 97L204 102L202 101L201 105H202V103H203V105H209L208 102H206V98L208 97V96L206 97L207 94L205 95ZM230 90L232 91L233 88H231ZM189 91L190 90H188V92ZM239 91L240 92L242 91V92L240 93ZM255 91H256V89H255ZM47 92H48V90L46 91V93ZM188 92H186V95H184V93H183V95L188 96L187 95ZM196 92H198V91H196ZM196 92H194V94ZM201 92H199V94ZM222 92H223V90H222ZM222 92L219 93L217 91H212L213 94H211V95L213 96V98L214 97L219 98V96H221V98L222 97L227 98V96H229L228 95L229 93L226 96V93L223 94ZM256 92H258V90ZM259 92H261V91H259ZM191 93L193 94V91ZM209 93H211V92H209ZM232 93L233 92H231L230 94L234 96V94H232ZM251 93H249V94H251ZM261 93H262V95L264 94L263 92H261ZM47 94H49V95H47ZM47 94H46L47 97H49L50 92ZM67 94H65V96ZM199 94H198V97L201 96V94H200V96H199ZM219 94H223V96L219 95ZM239 94H241V96H239ZM193 95H192V97L195 99L196 95L195 96H193ZM251 95L253 96V94H251ZM252 96H249V97L253 98ZM180 97H182V95ZM183 97L181 99L182 101L184 98H186V97H184V98ZM201 97H203V96H201ZM201 97H200V99H202ZM229 97H228V99L231 98V97L230 98ZM234 97H233V100H230V101H228V99L225 100L224 98L218 99L219 101L222 100V103L224 101H226V105H224L225 104V102H224L223 106L221 105L222 104L221 102H219V101L217 102L216 99L214 100L215 104L219 103L221 105L222 108L220 106L218 107L219 104L217 105V107H218V110H219V108H221L220 113L221 112L223 113V117L220 115V120H219L220 122H218V120H216L217 123L220 124L221 121L223 122V120H221V117L224 118V116L225 117L227 115L230 116V114H232V116H233V114H236V113L239 114L237 111H239V112L241 111V109H239V108H242L241 106H244L245 102L243 100H241V98L239 101H237L236 99H234ZM42 98H44V99H42ZM47 99H49V98H47ZM63 99H64V95H63ZM177 99H178V97H177ZM194 99H193V101H194ZM259 99L261 102H263L264 96L259 98ZM72 100H73V98H72ZM179 100H180V98H179ZM179 100H178V102H179ZM234 100L236 102H239V103L244 102V104L243 103H242V105L239 104L240 107H238V104L236 106H234L236 104V102H235V104H233ZM173 101H174V99H173ZM196 101H198L200 103L201 100H199L197 98ZM209 101H210V98H209ZM260 101L257 100L258 106H253L255 104L252 103L253 104L252 105L250 102L246 103L247 105L249 104L250 107L251 106L254 107V108H250L252 110L249 111L250 115H248L249 118H247V119H246V116L244 115L245 112L243 111L244 108H245V110H248L247 105L243 108L242 111L244 113L243 112L242 113L244 116H242V117H245L244 119H246V120L242 119L241 121H238L237 123H235V122L229 123L231 121L230 120V121H228V123H226V125H224V123L221 125H218L217 123H215L216 121L215 122L212 121V122H214V123H212V125L217 124L218 126L214 125L215 127L213 129H210L211 131L209 130L208 143L210 144V143H213L214 140H217V142L219 141L218 142L219 145L223 144L221 146V148H222L226 145V144H224V141H223L226 139L229 140V142H232L233 140L238 139L237 141L239 144L237 142L236 143L240 146H243V145H241V143L242 144L245 143L244 145L246 146V144L249 142L250 145H248L249 147L248 146L247 147L251 148L248 151H251L253 149V151L249 153L252 156V154H254V152H255L256 146L258 148V146L260 145V144H257L259 142V140H258V142L256 141V143H253L252 140H249L251 137H250V135L248 136V134H250V133H248V130H245V129H247L246 126H249V125L255 126L256 125L255 127L253 126V128L250 127V129L252 131H254V128H256L258 125L264 126V104L260 105V103H261ZM172 103L173 102H171V104ZM175 103L177 104V101H175L174 104ZM195 103H197V102H195ZM205 103H207V104H205ZM33 104H32V106H33ZM171 104H170V106H171ZM210 104H211V102H210ZM213 105H214V103H213ZM213 105H211V106L214 107V109L209 107L208 110H210V111L215 110L217 112L216 107ZM230 106L238 107L237 110L235 111V113H234V110L236 108L234 109V107H230ZM192 108H194L193 105L191 106V109ZM207 108H208V106H207ZM203 109H205V106H204V108H202V111H203ZM43 110H44V112H43ZM208 110L206 112H208ZM210 111H209V113H210ZM186 112H187V110H186ZM189 112H190V110H189ZM189 112L187 113L188 115L186 114V116H189V114L192 113V112H190V113ZM198 112H200V109ZM198 112H196V113H198ZM206 112H202L203 114L202 113L200 114L201 120H204L202 118L205 116H206L205 121L207 119L209 120L210 118L213 119V118L219 117V116L216 117L217 116L216 113H214L215 114L214 115L215 117H214V116H212V114L211 115L209 113H208L209 115L206 114ZM247 112L248 111H246V113ZM217 113L219 114V111ZM186 116H184V117L182 116L183 120H185ZM198 116H199V113H198ZM237 116H235V117H237ZM240 117H241V114L239 115V118ZM226 118L230 119V118H228V116ZM237 118L236 119L233 118V119L237 120ZM193 119H195V118L192 117L191 120L194 121ZM233 119H232V121H233ZM166 120L168 121L167 118H164V120H162V121H164V124L162 125L161 128H164V126L168 123V122H166ZM179 120L178 121L181 123V119H179ZM183 120H182V122H184ZM162 121L158 120L157 123L158 124H159V122L162 123ZM165 122H166V124H165ZM179 122L176 123L177 124L176 127L180 128L179 132H181L180 131V130H182L181 128L187 123V121L185 122L184 125L182 124L183 125L182 127H180L181 125H179ZM224 122H226V121L224 120ZM192 123H191V125H192ZM199 123H201V121ZM158 124H156V130L157 131H158L157 127H159V130L161 129L160 125L158 126ZM195 124L198 125V122L195 121ZM201 124L203 125V124H205V122L201 123ZM209 124H210V122H209ZM209 124H206L205 128H209L210 126L207 127V125H209ZM136 125H138V124H136ZM150 125H152V124H150ZM168 125H169L170 129H172L171 124L168 123ZM178 125H179V127H178ZM139 126L142 127V124H139ZM153 126H154V124H153ZM153 126L151 129L152 132L157 133L156 130L154 131L155 128ZM203 126H202V128H203ZM241 126H242V128L240 129L239 127H241ZM146 127L149 129L151 126L150 127L146 126ZM198 127L201 128V126H198ZM233 127L236 129V132L233 131L235 134L231 133L230 130L229 131L224 130V129L233 128ZM136 128H138V126H136ZM177 128H175L173 126L174 130H170V129H167V131H166V129L163 130L164 134L167 132L169 133L166 135L163 134V136L168 137L169 135H171L169 137H171V139L172 138L175 139V141L173 139L174 143H173V141H171L170 143L168 142L169 143V145H168V143L166 141H168L169 137L165 141L167 145L163 144V143H165L164 141H162L163 142L162 144L160 143V140L155 142L156 138H154L153 135H151V136H153V137H151L153 139V141H151V143L154 144V142H155V144H158L160 146H162V145L163 146L164 145L170 146L171 145L170 146L171 150H172V148H175L172 145L176 144V143H178V144L180 143L179 146L181 147V145H183L185 143V141L179 142L180 140L178 139V136H177V138L173 137L176 133L174 135H172L173 134L172 131H175V132L178 131ZM193 128H195V126L191 127V129H193ZM199 128H196L193 130L195 131ZM258 128L261 129L260 127H258ZM148 129H146V130H148ZM186 129H189V128H186ZM242 129L245 130V132L243 131V136L240 137L238 135V133L240 134L242 132L241 131ZM258 130H256L255 132H257ZM149 131H150V129H149ZM169 131H171V132H169ZM201 131H203V130H201ZM133 132L136 133L135 131H133ZM255 132L253 134L256 135ZM162 133L160 134V132H159L158 135H162ZM182 133H184V132H182ZM207 133H208V131H207ZM207 133H206V135H207ZM229 133L233 134L232 135L233 136L232 141H231L232 136L229 135ZM150 134H151V132H150ZM134 135H136V134H134ZM147 135H145V136H147ZM183 135L184 134H182V136ZM193 135H194V132H193L192 136ZM246 135L250 138L247 139ZM189 136H191V135H189ZM211 136H213V137H211ZM251 136H254V135H251ZM183 137H185V135ZM243 137H245L244 139L246 141L248 140L247 143H246V141L242 142L244 139H240V138H243ZM258 137L257 136L255 138L253 137V139H258ZM262 138H263V144H264V137H262ZM11 139L15 140V142L12 143ZM124 139L125 138H123V140ZM145 139L146 138H144V140H142L143 145L145 143H147V145H148L147 141L144 142ZM148 139L149 138L147 137V140ZM152 139H150V140H152ZM129 140H128V142H129ZM162 140H165V139H162ZM200 140H201V138H200ZM239 140H242L241 143ZM193 141H194L193 138H191L190 140H186V142H193ZM29 142L31 143L30 147L28 146ZM111 142H112L111 145L116 144L113 141H111ZM225 142L227 143V141H225ZM126 143H127V140L124 144L125 147L128 145V143H127V145H126ZM140 143H141V141H140ZM149 143H150V141H149ZM171 143H173V144H171ZM197 143H198V141L195 144L196 146H198ZM93 144H95V143H93ZM152 144H149V145L152 146ZM155 144H154V146L157 147V145H155ZM188 144H190V143H188ZM192 144H191V146H192ZM203 144H205V143H203ZM254 144H257V145L255 146ZM107 145H109V147H110V144H107ZM107 145H104V146H107ZM129 145H131L130 142H129ZM136 145H137V143H136ZM139 145H141V144H139ZM147 145L146 146L144 145V148H146ZM253 145H254V148H252ZM204 146L205 145L202 146V150H203ZM233 146L235 148H238V147H236L237 145L233 144ZM250 146H252V147H250ZM116 147L117 146H115V148ZM125 147H124V149H125ZM131 147H134V146H129V148L127 146L126 149H128V150L132 149ZM170 147L169 148L166 147L168 149L165 148V150L168 151V152L165 151V153L166 152L169 153ZM225 147H224V149H225ZM195 148L197 149V147H195ZM210 148H212V145ZM227 148L229 149L228 146H227ZM243 148L241 147V150H243ZM257 148H256V152H257ZM140 149H143V146H141ZM228 149H227V151H228ZM247 149H245V150H247ZM261 149L262 148H260L259 150H261ZM85 150H86V148H85ZM107 150H109V149H107ZM156 150H157V152H155ZM159 150L161 151L162 154L159 152ZM193 150L194 149H192V147H191V149L187 148V152L184 153L183 157H178L177 158L178 163L176 162L174 164V169H176V171H173L174 173L169 171V178H167V179H169L170 182L173 181V185L171 184L170 189H173L174 187H177V186L179 188L181 186V185H179V183H184L186 181L185 179H187V178H190L191 180H195L192 177V173L190 174L189 172L192 171L193 168L196 167L197 164H200V162L203 161L204 158L202 159V157H201V159H200V157H199L200 154L202 153L201 151L198 150V152H196L195 150L194 151ZM96 151H97V149H96ZM141 151H142V153L140 155L145 156L146 154L145 153H144L145 155L143 154V150H140V152ZM31 152H33V153L31 154ZM119 152H120V150H119ZM144 152H146V150ZM199 152H201V153H199ZM231 152L234 153L235 151L231 150ZM243 152H245V154L248 153L247 151H243ZM98 153H100V152H98ZM170 153L172 154V152H170ZM238 153H239V151H238ZM82 154H88V155H85V157L87 156L86 158L84 157V158L80 159L79 156L81 157ZM206 154H208V153H206ZM249 154L247 155V156H249L248 159H250ZM104 155H105V153H104ZM180 155H182V154H180ZM233 155L230 154L231 159H236L237 161H239L240 155H238L239 158H236L237 154L235 155V158ZM105 156L102 157V160ZM201 156H202V154H201ZM146 157H147V155H146ZM174 157H176V156H174ZM174 157H173V159H174ZM253 157L251 158V160L253 159ZM241 158H242V154H241ZM241 158H240V160H241ZM1 159H2V161L3 160L6 161V162L3 161L6 164L1 163ZM143 159H144V157H143ZM149 159L153 160L154 162L150 161ZM229 159H230V157H229ZM244 159L246 161L242 160L241 163H242V165L246 164V166H244V168H246L248 165L247 162L251 163V160L247 161L246 157ZM98 160L100 161L99 163H98ZM106 160H107V158L105 159V162H106ZM120 160H121V162H120ZM8 161H10V163H11L9 167L7 166V163H9ZM26 162L28 164L30 163L29 161H26ZM68 162H70V164ZM152 162H153V164H152ZM123 163H126V164H124L125 166H123ZM129 163H131V161ZM133 163H134V161H133ZM167 163H168V161H167ZM28 164H25L26 168L24 167L25 165H22L23 168L27 169L29 167ZM214 164H216V162ZM239 164H240V162H239ZM99 165L102 167V169ZM217 165L222 166L221 164H217ZM229 165H227V167ZM106 166H107V164H106ZM200 166L204 167V169H205V166H202V164H200L199 167ZM212 166H214V168ZM220 166H218V167L220 168ZM151 167H148V171H149V168H151ZM249 167H248V169H249ZM197 169H199V168H197ZM223 169H225V168H223ZM238 169H241V168H238ZM246 169H243V171L245 172ZM150 170H152V168ZM100 171L103 172L106 176L104 177L103 173L101 174ZM197 171L193 170L192 172H194L193 174H196L195 172H197ZM201 171L197 172V174L194 175V177H197V175L199 173L198 177L200 176L201 179L203 180V178H202L203 175H202ZM247 171L248 170H246V172ZM122 172L124 173L123 176L126 173V175L127 174L130 175L132 179L130 180L129 179L130 176L129 177L127 176L128 178H124V180H123V178H122L123 176L120 177ZM150 172L151 171H149L148 173H150ZM249 172L250 171H248V174H250ZM157 173H158V171H157ZM141 174L143 175L142 172H141ZM161 174L162 173H160V175ZM142 175L139 179H141L142 177L143 178L145 177L146 180L150 179V178H147V176H142ZM144 175H146V174H144ZM166 175H165V177H168ZM247 176H250L249 179H246ZM23 177H21V178H23ZM149 177H151V176H149ZM200 177L197 179L196 182H198V180H201ZM157 178L155 181L158 183L159 182L158 180L162 177H160L158 179ZM125 179H127V181H125ZM190 179H188L186 181V182H188V184L190 183ZM232 179L234 181V178H232ZM143 182H144V180H143ZM143 182H141V183H143ZM146 182L147 181H145L144 183H146ZM5 183H8L9 186L12 185L13 187H15V189H14L15 190L14 195H16L15 198H13V196H11V197L5 196V194H7L6 192L8 189V188H6V186L4 187ZM165 183L167 185L168 181L164 182V178H163V183L160 182L159 184H161V186L164 185L163 187H165L166 186ZM198 183H200V181ZM151 184H154V183H152V180H151ZM139 185H140V183H139ZM135 186L137 188H134ZM142 186H143V184H142ZM169 186L170 185L168 183L167 188H169ZM172 186H174V187L172 188ZM149 187H152V186H149ZM181 187H182L181 189L184 188V190H185V187H183V186H181ZM190 187L195 188V186H192V185ZM208 187L210 188V185H208L207 188ZM140 188H141V186H140ZM144 188L145 187H143V189ZM191 188L189 189L190 191L196 189V188L195 189H191ZM232 188H234V187H232ZM163 189H166V187ZM201 189L204 190L205 188L202 187ZM210 189L213 191H217L220 188H218V187L215 188L214 186H212ZM203 190H202V192H203ZM229 190H230V188H229ZM139 191H141V190H139ZM145 191H146V189L144 190L143 193H145ZM204 191L206 192V190H204ZM226 191L224 190V192L223 191L222 192L223 193H229L228 191L227 192ZM157 192L159 193V191H157ZM167 192L170 194V192L168 190H167ZM206 193H208V192H206ZM137 194H138V192H137ZM161 194L164 195V192ZM161 194H158V195L156 194V195L160 196ZM178 194H180V193H178ZM186 194L190 195L191 193H188V190L186 189ZM197 194L198 193H196V195ZM212 194H214V193H212ZM233 194H235V193H233ZM135 195H136V191H135ZM146 195H148V194H146ZM192 195H194V194H192ZM200 195L202 196V194H200ZM208 195H209V193L203 194L204 198L207 197ZM215 195H217V193H215ZM215 195L212 196L210 194L209 196L215 197ZM223 195H221V196H223ZM154 196H155V194H154ZM177 196H175V198ZM143 197L144 196H142V198ZM181 197H183V195H181ZM181 197H179V199ZM144 198H146V196ZM224 198H225V196H224ZM133 199L134 198L132 197L131 200H133ZM151 199H150V201H152ZM161 199H163V198H161ZM176 199L178 200V198H176ZM193 199H194V197H193ZM209 199L211 202H215V201L211 200L212 198H209ZM219 199H221V197ZM223 199L221 201H225V199L224 200ZM158 200H160V199H158ZM199 200H200V198H199ZM199 200H198V202H199ZM139 201H141V200H139ZM143 201H145L147 203L149 202L147 200H143ZM200 202H201V200H200ZM218 202H220V201L218 200ZM140 203H142V201ZM165 203H168V205ZM144 204L145 203L143 202L142 205L140 204V206H143ZM201 204L203 207H200V208L202 209V208H205L204 205L207 206L208 203L207 204L201 203ZM230 204H232V203H230ZM119 205H120V203H119ZM138 205L139 204L137 203V206ZM167 206H169V207H167ZM171 206H172V208L170 210L169 208ZM211 206H212V203H211ZM125 207H127V206H125ZM151 207H152V205H151ZM175 209L178 212L174 216ZM182 209H184V210H182ZM148 210H151V212H149ZM144 211L147 212V214ZM170 212L173 214L171 215ZM157 214L162 216V217H165V218H163L162 221L166 220V218L167 219L169 218L171 220H167V221L163 222V223H165V225L161 224L163 226H161V228H157V229H160L159 232L156 231L154 233V231L152 230L151 231V233L153 232L152 235L149 236V234H151V233H149V234L147 233L148 236H147V234H145L147 237L146 238L144 237V239L142 240L144 245L141 244V245L137 246L138 245L137 244L135 246H132V245L128 246V244H130L132 242L131 236H132L133 232L136 229H140V227H138L139 225L144 224L142 222L141 224L137 223L138 224L137 225L136 224L137 218L135 220V216L138 215L140 218L143 219V217L145 215H150V216L152 215V217L154 218V216H158ZM171 217H173V218H171ZM146 218L148 219V217H146ZM160 218L158 217L155 219H160ZM181 218H183L184 220H182ZM151 219L152 218L150 217V220ZM155 219H153V221ZM174 219H175V221L177 220L178 222L174 223L173 222ZM140 221H142V220L140 219ZM166 222H168V223L166 224ZM145 223H146V221H145ZM160 223L161 222H158V224H156V225L159 226ZM169 223H171V224H169ZM151 227H153V226H151ZM142 229H145V227ZM157 229H155V230H157ZM147 242H150V243H148V245L149 244L151 245L153 243L151 246H149L150 248H146ZM145 243H146V246H145ZM188 244H191V247ZM223 249L228 251L229 253H232L233 255L229 254V255L223 256V257L220 256L221 254L219 252H221V250H223ZM226 251H224V252H226ZM241 258H244L245 260H242Z\"/></svg>",
	"mask_w": 264,
	"mask_h": 264
}]
</instances>
